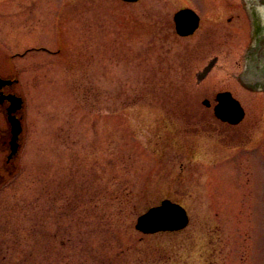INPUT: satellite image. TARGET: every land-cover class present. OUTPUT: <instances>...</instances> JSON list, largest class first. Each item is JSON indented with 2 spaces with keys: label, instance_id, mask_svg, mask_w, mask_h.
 I'll return each instance as SVG.
<instances>
[{
  "label": "rangeland",
  "instance_id": "374dc122",
  "mask_svg": "<svg viewBox=\"0 0 264 264\" xmlns=\"http://www.w3.org/2000/svg\"><path fill=\"white\" fill-rule=\"evenodd\" d=\"M241 2L0 0V75L25 100L14 169L0 143L5 223L24 232L35 214L67 264H264V87L247 83L242 53L248 21L262 20ZM185 4L203 19L179 38ZM224 90L256 122L250 138L198 120ZM163 199L187 226L136 231Z\"/></svg>",
  "mask_w": 264,
  "mask_h": 264
},
{
  "label": "water",
  "instance_id": "95a60500",
  "mask_svg": "<svg viewBox=\"0 0 264 264\" xmlns=\"http://www.w3.org/2000/svg\"><path fill=\"white\" fill-rule=\"evenodd\" d=\"M134 2L136 0H123ZM254 4L261 10L264 19V0H253ZM176 29L179 34L187 35L193 32L197 26V17L190 10H181L175 14ZM185 21V22H184ZM256 63L264 65V33L259 41L258 52L256 54ZM257 68V67H256ZM17 80L7 81L0 78V89L5 85H12ZM4 99L10 102L7 109V122L9 126V147L6 157V163L11 164L14 169V162L17 160L22 146V119L23 99L17 95L5 96ZM217 115L223 121L237 123L242 117V111L238 103L231 98L229 93H221L218 97ZM3 179H0L2 183ZM188 223L187 215L182 207L163 200L160 205L149 208L145 213L138 216L135 229L143 234H151L158 231H178L183 229Z\"/></svg>",
  "mask_w": 264,
  "mask_h": 264
},
{
  "label": "flooded vegetation",
  "instance_id": "af4514ba",
  "mask_svg": "<svg viewBox=\"0 0 264 264\" xmlns=\"http://www.w3.org/2000/svg\"><path fill=\"white\" fill-rule=\"evenodd\" d=\"M204 2L208 4V2H206V1H204ZM185 7H188V6L184 5L180 8H185ZM240 8L243 11V14L247 13V7H246L244 2L240 3ZM248 23L249 24H247V26H248L249 33L247 34L246 47L244 48V50L242 52L243 58H244V69H250V68L254 67V63H251L252 62L251 57H254L258 52V44H259L260 36H261L260 35L261 34L260 33L261 32V24L260 23L258 24V22L255 21L254 18L250 22L248 21ZM200 24H201V22L199 23V26H198L196 31H198ZM172 29H173V34L176 37H178V35L175 32L173 21H172ZM196 31L190 36L179 37V38H189V37L195 35ZM216 61H217V57L214 56V58L212 60H210L207 63V65L200 72H197V74L195 75L197 82H200L206 78L208 73L211 71V69L215 65ZM257 68H258V71L257 72L254 71L255 73L253 74L254 78H253L252 83L253 84H262V86L264 87V65L259 63ZM13 75L14 74H8V75H5L3 77H5L6 80L10 81V80H14ZM224 91H229V90H224ZM219 92H223V91H218V92L214 93L213 95H211V97L203 98L201 100L202 107L204 109H206L208 112L210 110L211 113L205 112V116L202 118H199L198 120L210 121V122L214 120L216 123L223 125L226 128V129H223V131L226 130V133H228L231 137L247 136L250 138L251 134H248V133H250L252 130L250 129L249 126L255 124L256 122H254L253 119L249 118L247 108L243 105V103H241V105H242V108L244 110V116H243V119L239 123H237L236 125H231L229 123L220 122L216 118L215 113H214L215 112L214 107L217 104L216 96ZM12 94H16L14 91V85L13 84L12 85H5L4 87H2L0 89V143L4 144L7 149L9 147V133L10 132H9V126H8L7 118H6V116H7L6 112H7V109L10 107V102L7 101L6 99H4V97L10 96ZM13 114L15 116L16 115H22V112L19 114L18 113H13ZM199 116H201V115H199ZM211 123H214V122H211ZM262 133H259V136H262L263 135ZM247 150H250V149H247Z\"/></svg>",
  "mask_w": 264,
  "mask_h": 264
},
{
  "label": "trees",
  "instance_id": "16d2710c",
  "mask_svg": "<svg viewBox=\"0 0 264 264\" xmlns=\"http://www.w3.org/2000/svg\"><path fill=\"white\" fill-rule=\"evenodd\" d=\"M6 221L0 216V264H67L65 260L69 256L65 244H59L55 234L39 231L38 216L30 217L24 232L11 223L6 224ZM12 223L17 224L15 221ZM94 258L96 256L91 254L90 260Z\"/></svg>",
  "mask_w": 264,
  "mask_h": 264
}]
</instances>
